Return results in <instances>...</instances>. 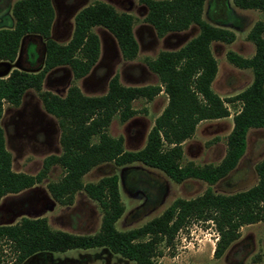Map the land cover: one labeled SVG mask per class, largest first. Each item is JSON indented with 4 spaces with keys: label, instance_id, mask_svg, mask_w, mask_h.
<instances>
[{
    "label": "trees",
    "instance_id": "trees-1",
    "mask_svg": "<svg viewBox=\"0 0 264 264\" xmlns=\"http://www.w3.org/2000/svg\"><path fill=\"white\" fill-rule=\"evenodd\" d=\"M141 2L148 9L145 21L158 37L184 32L194 25L199 34L181 49L162 52L147 61L160 85L124 87L116 76L110 81L108 92L99 97H87L77 86L60 97L44 91V81L50 72L61 67L70 68L75 80L90 74L101 53L99 37L93 31L97 27L115 38L124 60H135L139 44L134 35V17L107 3L95 2L76 15L71 40L59 44L52 39L53 0H18L13 5L14 27L0 30V63L16 62L24 41L30 37L44 41V60L39 70L14 69L0 78V122L5 104L19 107L24 96L34 90L44 110L58 120L62 152L47 157L36 175L15 172L0 125V200L43 183L51 169L59 166L63 177L47 186L53 200L71 206L76 195L84 192L98 203L103 216L100 230L93 235L55 230L46 218H22L13 225H0V264H24L41 253L97 248L108 249L135 264H157L156 259L163 255L161 245L173 247L179 232L192 220L214 224L218 233L214 256L220 259L241 238L244 226L264 223V160L256 165L259 182L251 189L227 196L216 195L210 187L201 197L178 199L161 216L124 232L116 228L125 213L119 177L112 175L97 183H84V177L101 165L114 163L123 167L140 163L164 173L177 184L194 179L214 186L238 167L247 151L249 132L264 129V22H258L248 35L255 45L253 57L244 58L235 52L227 55L236 68L252 71V84L237 96L223 99L212 87L218 74L212 44H232L236 34L204 20L207 0ZM233 3L242 10L264 13V0ZM36 49L35 44L28 45L30 54L34 55ZM162 92L168 96V105L155 120L145 147L136 152L126 151L124 138H113L108 133L112 121L118 117L121 122H128L137 114L133 108L135 101H152ZM231 104H240L241 109L233 117L234 126L222 162L217 166L182 165L183 145L195 135L199 124L229 118L227 105Z\"/></svg>",
    "mask_w": 264,
    "mask_h": 264
},
{
    "label": "rangeland",
    "instance_id": "rangeland-1",
    "mask_svg": "<svg viewBox=\"0 0 264 264\" xmlns=\"http://www.w3.org/2000/svg\"><path fill=\"white\" fill-rule=\"evenodd\" d=\"M18 0H0V30L12 29V8ZM95 2H104L120 13L134 17V35L139 44L135 60H124L115 38L104 28L93 31L101 44L100 58L90 74L75 80L68 67L50 72L43 85L44 91L65 97L69 88L77 86L87 97H99L108 92L110 81L118 77L124 87L160 85L159 77L153 73L147 61L156 59L162 52L177 51L198 36V26L180 33L158 37L155 29L145 21L147 7L141 0H53L55 20L52 39L67 44L74 31L75 17L84 8ZM204 20L214 26L233 31L236 41L232 44L213 43L212 52L218 64V74L213 90L223 99L237 96L253 82L251 70H241L227 58L229 52L251 58L255 45L248 35L258 22H264V13L257 10L237 8L233 0H207ZM37 46L35 54L28 52V45ZM44 60V41L37 37L26 39L14 63H0V78L14 69L39 70ZM168 96L162 92L152 101L139 99L133 103L137 111L128 122L118 117L112 121L108 133L113 138H124L126 151L142 150L155 120L168 105ZM231 116L226 119L204 121L197 127L195 135L183 145L182 165H219L227 153V140L234 126L233 117L241 109L240 104L227 105ZM4 129L6 146L13 158V170L29 175L38 174L44 160L60 155L61 130L58 120L49 115L39 95L29 91L19 107L4 106L0 122ZM264 160V129L251 130L247 138V151L236 170L214 186L190 179L177 184L164 173L140 163L118 167L114 163L101 165L84 177V183H97L112 175L119 177V190L125 205V213L116 224L119 231H129L146 225L161 216L176 200H194L212 188L216 195H234L256 186L259 178L256 165ZM64 175L61 167L51 169L43 183L17 195L0 200V225H13L22 218H46L55 230L76 235H93L101 228L102 211L95 201L84 192H79L71 206H62L51 197L47 186L59 181ZM218 233L212 222L192 220L177 235L174 246L161 245L163 255L157 264H264V223L244 226L241 238L216 259L214 251ZM6 249V248H5ZM7 260L10 254L7 252ZM24 264H135L105 248L70 250L65 253H41Z\"/></svg>",
    "mask_w": 264,
    "mask_h": 264
}]
</instances>
